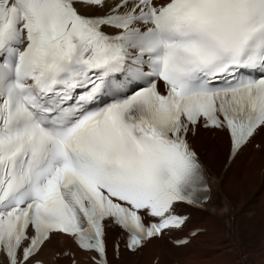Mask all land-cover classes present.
I'll use <instances>...</instances> for the list:
<instances>
[{
  "label": "snow or ice",
  "instance_id": "obj_1",
  "mask_svg": "<svg viewBox=\"0 0 264 264\" xmlns=\"http://www.w3.org/2000/svg\"><path fill=\"white\" fill-rule=\"evenodd\" d=\"M200 129L264 150V0H0V264L59 236L112 264V229L136 253L214 214Z\"/></svg>",
  "mask_w": 264,
  "mask_h": 264
},
{
  "label": "bare ground",
  "instance_id": "obj_2",
  "mask_svg": "<svg viewBox=\"0 0 264 264\" xmlns=\"http://www.w3.org/2000/svg\"><path fill=\"white\" fill-rule=\"evenodd\" d=\"M257 141L264 145V138ZM194 144L211 175L215 195L208 208L214 214L188 209V225L205 229L184 247H174L164 238L136 253L121 249L112 264H153L154 258L160 264H264V150L248 146L223 170L219 161L228 141L222 133L200 129ZM64 247L75 249L76 264H90L87 254L66 236L54 239L40 258L44 264H72L70 256L54 259L55 254L64 253Z\"/></svg>",
  "mask_w": 264,
  "mask_h": 264
},
{
  "label": "rangeland",
  "instance_id": "obj_3",
  "mask_svg": "<svg viewBox=\"0 0 264 264\" xmlns=\"http://www.w3.org/2000/svg\"><path fill=\"white\" fill-rule=\"evenodd\" d=\"M225 151L222 153V155H221V157H220V161H219V163H222L223 161H224V158H225Z\"/></svg>",
  "mask_w": 264,
  "mask_h": 264
}]
</instances>
